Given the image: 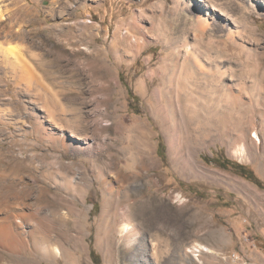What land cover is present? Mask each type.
<instances>
[{"label": "rangeland", "instance_id": "obj_1", "mask_svg": "<svg viewBox=\"0 0 264 264\" xmlns=\"http://www.w3.org/2000/svg\"><path fill=\"white\" fill-rule=\"evenodd\" d=\"M1 4L0 264H264V0Z\"/></svg>", "mask_w": 264, "mask_h": 264}, {"label": "bare ground", "instance_id": "obj_2", "mask_svg": "<svg viewBox=\"0 0 264 264\" xmlns=\"http://www.w3.org/2000/svg\"><path fill=\"white\" fill-rule=\"evenodd\" d=\"M24 13L27 14V15H33L32 9H27V11L24 12ZM6 15H7L6 9L4 8V5L1 4V0H0V22H3L6 19ZM199 16H200L199 17V22L202 23V24H206L205 17L203 15H199ZM9 53H10V51H9ZM13 55H14V52H13ZM111 190H110V192H111ZM5 201H7V200H4V206H3L2 209H0V245L2 247H6V248L9 247V248H12L13 249L17 245V241H19L21 239L20 238L18 240V238L21 237L20 232H21V230H23V227H24L25 223H27V221L32 220V219L33 220L34 219H37V221H39V219H40V221H43L41 219L42 218H46V214H44L43 216L40 215L38 213L37 209H35V208L33 209L32 207L28 206L25 203H21V204H8L9 201L7 203ZM62 201H64V200H62ZM65 202L63 204L66 205ZM61 203L62 202H60V204ZM74 205H75V203H74ZM104 206H105V209H106V207H107V201L104 202ZM64 207H68V206L66 205ZM69 209L70 210L71 209L73 210V209H75V206H71L70 205L69 206ZM55 210H57V209H55ZM144 211H146V209L143 207L141 209V211H140V214H144ZM56 213L58 214V212H56V211L53 214L55 215ZM65 215L66 214L64 213V211H63V214H60L59 215L60 218H61V220H66ZM132 230H133L132 225L130 223H128V222H125L122 225V227L120 229V232L122 234H126V233H129ZM16 235H18L19 237L16 236ZM20 242H22V240ZM52 247H53V251L59 252V249H58L57 246H52ZM190 247H191L190 250H192V251H202V250H204V251H210V249L208 247H206L205 245L193 244Z\"/></svg>", "mask_w": 264, "mask_h": 264}, {"label": "trees", "instance_id": "obj_3", "mask_svg": "<svg viewBox=\"0 0 264 264\" xmlns=\"http://www.w3.org/2000/svg\"><path fill=\"white\" fill-rule=\"evenodd\" d=\"M129 94L130 96H132V90L129 89ZM159 152H164V146H163V142L162 140H159L158 142V148ZM162 155V154H161ZM245 173V174H244ZM242 174H244L247 178H249L250 180H252L255 184H257L260 187H263V184L260 182V180L253 174L252 171H247V172H242Z\"/></svg>", "mask_w": 264, "mask_h": 264}]
</instances>
